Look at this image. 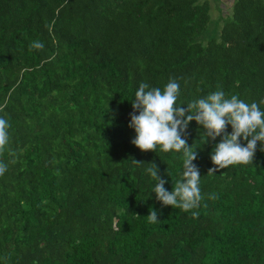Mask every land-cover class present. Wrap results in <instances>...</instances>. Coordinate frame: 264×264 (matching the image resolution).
Here are the masks:
<instances>
[{"label":"trees","instance_id":"1","mask_svg":"<svg viewBox=\"0 0 264 264\" xmlns=\"http://www.w3.org/2000/svg\"><path fill=\"white\" fill-rule=\"evenodd\" d=\"M222 9L212 20L207 0H0V264H264V147L208 174L221 137L190 121L202 200L184 212L161 205L146 171L156 164L171 191L183 151L142 152L128 127L142 82L176 79L182 108L222 90L264 111V0Z\"/></svg>","mask_w":264,"mask_h":264},{"label":"clouds","instance_id":"2","mask_svg":"<svg viewBox=\"0 0 264 264\" xmlns=\"http://www.w3.org/2000/svg\"><path fill=\"white\" fill-rule=\"evenodd\" d=\"M31 47L43 49L44 44L34 41ZM178 93L179 84L176 79H169L163 90L140 83L131 103L128 127L135 132L131 143L142 152L154 151L158 145L164 152L183 151L181 179L177 180L171 191L165 189L167 181L158 174L156 164L150 163L146 171L157 181L154 193L162 206L178 207L188 212L198 208L202 200L199 186L201 175L198 167L193 164L197 151L182 138L189 122L195 121L201 125L206 137L213 141L221 137L210 156L215 167L210 168L208 174H213L230 165L253 162L257 143L264 147V111H261L256 102L248 104L237 95L225 98L222 90L199 98L182 108L177 104ZM228 125L232 129L230 134L226 132ZM9 127L8 121L0 118V152L9 143ZM242 141L246 143L242 144ZM133 161L137 164L143 163ZM6 170L7 165L0 163V176ZM158 215V211L151 210L147 215L148 222L156 223ZM192 216L197 218L199 212L192 211Z\"/></svg>","mask_w":264,"mask_h":264},{"label":"rangeland","instance_id":"3","mask_svg":"<svg viewBox=\"0 0 264 264\" xmlns=\"http://www.w3.org/2000/svg\"><path fill=\"white\" fill-rule=\"evenodd\" d=\"M218 1H219V0H211L210 3H214V4L217 6V8L220 9V13H225V10L222 9V7L220 6V4L217 5V2H218ZM225 5H226V3L223 4V6H225ZM218 15H219V12H218L217 9L211 4V6H210V16H211V19H212V20H216V18H217Z\"/></svg>","mask_w":264,"mask_h":264},{"label":"crops","instance_id":"4","mask_svg":"<svg viewBox=\"0 0 264 264\" xmlns=\"http://www.w3.org/2000/svg\"><path fill=\"white\" fill-rule=\"evenodd\" d=\"M199 1H202V0H199ZM207 1H209V3L211 2V0H207ZM227 2H229V0H219L217 3H219L220 6L223 7V4H225V3H227ZM211 4L216 8V5H215L214 3H210V6H211ZM216 9H217V8H216ZM217 10H218V9H217Z\"/></svg>","mask_w":264,"mask_h":264}]
</instances>
